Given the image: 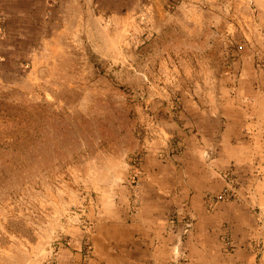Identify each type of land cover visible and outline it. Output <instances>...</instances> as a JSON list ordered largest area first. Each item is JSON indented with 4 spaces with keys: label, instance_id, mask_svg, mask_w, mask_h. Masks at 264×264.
<instances>
[{
    "label": "rangeland",
    "instance_id": "374dc122",
    "mask_svg": "<svg viewBox=\"0 0 264 264\" xmlns=\"http://www.w3.org/2000/svg\"><path fill=\"white\" fill-rule=\"evenodd\" d=\"M0 264H264V0H0Z\"/></svg>",
    "mask_w": 264,
    "mask_h": 264
},
{
    "label": "crops",
    "instance_id": "0c3cea01",
    "mask_svg": "<svg viewBox=\"0 0 264 264\" xmlns=\"http://www.w3.org/2000/svg\"><path fill=\"white\" fill-rule=\"evenodd\" d=\"M237 69L239 70V67L236 68V70H237ZM240 103L242 104V102H240ZM254 106H255V105H254ZM239 107L241 108V105H240ZM241 109H242V108H241ZM241 112H242V111H241ZM220 130H221V129H220ZM242 130H243V129H242ZM242 130H240V133H241Z\"/></svg>",
    "mask_w": 264,
    "mask_h": 264
}]
</instances>
